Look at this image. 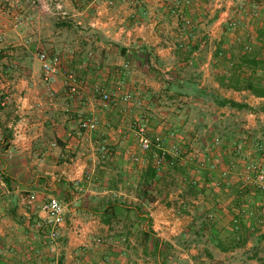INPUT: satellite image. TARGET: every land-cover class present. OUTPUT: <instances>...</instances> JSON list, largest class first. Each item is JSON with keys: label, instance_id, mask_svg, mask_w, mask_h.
I'll list each match as a JSON object with an SVG mask.
<instances>
[{"label": "rangeland", "instance_id": "374dc122", "mask_svg": "<svg viewBox=\"0 0 264 264\" xmlns=\"http://www.w3.org/2000/svg\"><path fill=\"white\" fill-rule=\"evenodd\" d=\"M0 47V115L12 111L11 83L63 82V115L91 143L63 155L61 164L78 157L87 166L62 175L57 193L49 151L19 153L22 168L0 152V193L66 207L52 244L24 208L38 256L50 264H65L69 252L83 264H264V191L251 168L264 171V98L245 90L264 81V0H0ZM40 51L54 62L52 81ZM102 92L115 102L104 104ZM87 119L96 129L81 127Z\"/></svg>", "mask_w": 264, "mask_h": 264}, {"label": "crops", "instance_id": "0c3cea01", "mask_svg": "<svg viewBox=\"0 0 264 264\" xmlns=\"http://www.w3.org/2000/svg\"><path fill=\"white\" fill-rule=\"evenodd\" d=\"M19 59L23 60L20 63L23 70L30 66H28L27 58L24 55H21ZM32 62L31 67L35 70L39 63L36 59H33ZM36 73L35 70L32 75L35 76ZM64 88V83L59 81L50 85H45L38 79L13 82L9 86L11 102L14 103L11 107L12 111L9 113L4 110V115H0L1 157H9L11 159L9 164L12 168H22L26 165L20 159L16 160L19 153L36 151L46 155L49 151L51 171L46 174L51 176L52 188L50 191L55 193L58 191L56 186L60 184L62 175L74 178L79 175L80 170L87 166V163L78 157H75L74 160L71 159L70 163L61 164L63 155L76 153L78 156L86 147L91 148L90 140L85 139L87 135L82 136L75 129L74 120L71 119L73 115H63L70 105L69 97L65 93L66 88ZM88 93L89 91H83L80 98L88 99ZM90 111L96 112L93 109ZM97 112L102 114L101 110H97ZM97 116L101 118L103 115ZM109 118L111 119V115ZM23 173H26V169ZM37 180L38 177L35 176L22 183L16 178L15 183L26 187L37 183ZM63 180L67 179L64 177ZM17 192L11 190L6 194L0 193V264H23L24 262L50 264L40 255L38 256L41 251L34 241V237H29L32 236V233L30 234L28 231L26 234L24 231L23 227H27L29 222L26 220L24 223L26 211L21 205L22 199L18 198ZM18 216H21V219ZM18 220L22 222L20 223ZM28 228L32 230L30 227ZM73 258L69 252L65 264H74L76 260Z\"/></svg>", "mask_w": 264, "mask_h": 264}, {"label": "built area", "instance_id": "2783aa9c", "mask_svg": "<svg viewBox=\"0 0 264 264\" xmlns=\"http://www.w3.org/2000/svg\"><path fill=\"white\" fill-rule=\"evenodd\" d=\"M1 52L2 48L0 47V54ZM37 60L40 63L46 79L48 81L54 80L56 69L49 54L45 51H40L37 54ZM69 80H72V83L75 82L72 76H69ZM71 90L74 91V86L71 88ZM111 96L112 95L102 92V102L104 104L110 102V100L115 102V99H111ZM126 99H129V97L126 96ZM81 127L86 130H93L96 129L97 122L95 119H87L82 122ZM144 142L146 143L147 141L144 140ZM251 168L253 171H255V182L257 184V188L264 191V171L260 167L254 166ZM21 205L29 212H32L37 216V219L33 225L34 228L41 233H45L50 244L56 242L61 236V232L63 231L65 225V205L54 197H48L45 200H39L35 194H31L27 198L23 199L21 201ZM23 264L29 263L24 262ZM74 264H83V262L76 260Z\"/></svg>", "mask_w": 264, "mask_h": 264}, {"label": "trees", "instance_id": "16d2710c", "mask_svg": "<svg viewBox=\"0 0 264 264\" xmlns=\"http://www.w3.org/2000/svg\"><path fill=\"white\" fill-rule=\"evenodd\" d=\"M127 52V50L125 48H121V54L125 55V53ZM263 85H258V86H254L251 82H247V85L245 87V90H249L251 92V94L256 97V98H264V81ZM213 100L216 102V104H218L219 106L223 107V106H230L232 108H236V109H247L249 108L248 105L246 104H242V103H237L231 99H218L216 97H213ZM168 158V156H167ZM150 174L152 173V176H155V172L153 170L149 169ZM6 179V182H8V179ZM114 209V208H113ZM136 210V209H135Z\"/></svg>", "mask_w": 264, "mask_h": 264}]
</instances>
